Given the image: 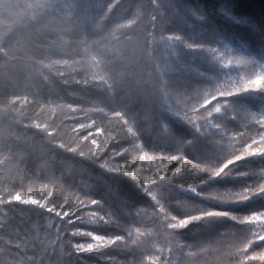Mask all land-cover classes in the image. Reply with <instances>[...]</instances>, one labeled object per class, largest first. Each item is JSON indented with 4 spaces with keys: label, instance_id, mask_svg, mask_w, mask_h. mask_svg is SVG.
Masks as SVG:
<instances>
[{
    "label": "trees",
    "instance_id": "1",
    "mask_svg": "<svg viewBox=\"0 0 264 264\" xmlns=\"http://www.w3.org/2000/svg\"><path fill=\"white\" fill-rule=\"evenodd\" d=\"M229 54L244 64L223 68ZM90 59L101 69H92ZM257 74L264 76V0H0V189L23 184L27 192L36 180L39 190L62 168L90 167L81 156L92 154L117 164L136 152L178 157L168 175L178 167L191 171L170 185L157 177L149 190L162 197L149 200L127 177L111 181L110 195L95 190L93 198L105 196L106 211L118 214L128 199L139 210L124 218L130 229L124 245L74 258L84 264H235L236 246L264 232V198L253 195L261 186L256 178L264 177V151L250 153L264 146V77L253 91L231 92L232 80L241 85ZM64 175L85 191L95 189L89 179L95 173L65 169ZM68 183L61 180L54 195L61 186L65 195L78 190ZM188 184H198L200 195L179 187ZM36 208L20 201L0 206V264L22 256L45 264L56 259L43 256L45 248L52 251L48 240L56 239V229ZM208 209L232 219L186 229L170 219ZM76 226L123 234L111 226ZM18 240L28 241L27 251L23 243L16 247ZM261 248L253 245V251Z\"/></svg>",
    "mask_w": 264,
    "mask_h": 264
},
{
    "label": "snow or ice",
    "instance_id": "2",
    "mask_svg": "<svg viewBox=\"0 0 264 264\" xmlns=\"http://www.w3.org/2000/svg\"><path fill=\"white\" fill-rule=\"evenodd\" d=\"M223 7V5H221ZM82 160H87L90 167L85 168L78 165H69L62 168L60 176L49 175L46 177L47 183H40L39 190H36L34 185L35 181H30L28 191H23V184L20 189L13 190L12 188L0 189V206H5L13 201H20L25 205L37 206L35 211L39 215L46 218L48 228L56 229V239L48 240V244L52 245V251L49 252L45 248L43 256L56 257L54 260H49L47 264H84L78 257L74 258L77 253H93L100 252V250L108 246L124 245V241L129 234L130 229L124 224V218L130 216L139 210V205L129 199L122 204L121 211L117 213L106 211L107 205L105 196L93 198L95 190L103 188L105 195H110L112 188V180L127 177L139 190L149 199L153 200V196L157 195L158 198L163 196L162 192L157 194L149 190V185L156 182L157 177L160 181L167 184L172 183V179L178 176L181 171H191V169L176 168L172 175H168L169 166L171 163L179 159L178 157L169 158L164 154L141 153L140 158L133 157L123 164H117L109 159H102L99 155L81 156ZM147 164V168H145ZM65 169L71 170L73 173H95V178L89 175V179L95 185V189L89 188L87 191L79 183L74 182L71 177H65ZM152 170L151 177L144 175V172ZM223 173L213 174L212 179L217 175ZM68 179V187H74L78 190H73L65 195V187L61 186L56 195L54 191L58 183ZM207 183V181H203ZM52 185V187L49 186ZM184 192H190L194 195H200V187L198 184L179 186ZM254 196L264 198V185H261L260 190L253 193ZM57 196L63 197L58 199ZM201 199H213V197L201 196ZM252 199V197H248ZM156 201H154L155 203ZM235 203H242L245 201H234ZM135 205V206H134ZM95 206L99 211L84 212L85 207ZM179 207V203H177ZM41 210H43L41 212ZM79 212V214H77ZM103 213V214H101ZM264 215V213H261ZM115 217V218H114ZM170 219L174 222V227L178 229H186L193 222L209 223L214 220H231L225 211L219 209L200 210L192 215L173 216ZM245 223H254L249 217H245ZM83 223L84 225H92L96 227L111 226L118 229L121 235H100L96 231L87 230L86 227H77L76 225ZM65 237L67 242L64 243ZM75 237H88L92 242L89 243H73ZM259 242L264 244V232H257L252 234V238L248 239L242 245H237L234 249L232 256L238 257L235 264H264V248L259 251H253V245ZM5 244H12L11 240L4 241ZM24 244V251H27L28 241H17L16 247L19 249L21 244ZM57 246H59V255H57ZM67 250V251H66ZM16 264H45L41 257H28L22 256L17 258ZM111 264H115L114 261Z\"/></svg>",
    "mask_w": 264,
    "mask_h": 264
},
{
    "label": "rangeland",
    "instance_id": "3",
    "mask_svg": "<svg viewBox=\"0 0 264 264\" xmlns=\"http://www.w3.org/2000/svg\"><path fill=\"white\" fill-rule=\"evenodd\" d=\"M230 56H232V55L229 54V55H225L224 56L225 59H224L223 63L221 64V66H223V68H225V69H228V68L233 69L232 66H235V64H234L235 61H238L239 64H244V63H242L243 61H241L238 57L235 58L234 56H232L234 59H231ZM90 61L93 64L92 69H94L95 71L98 70V69H101V65H100L99 62L97 63V65H95V60L94 59H90ZM262 77H264V76H261L259 74L247 76V78H249V79L242 78L241 79V85L236 80H232L231 84L232 85H236V86L234 87L233 90H231V92L232 91H237V92L253 91L255 89V85L253 84V82L260 83L261 80H262ZM244 80H250V81L245 84ZM134 145H135V143H134ZM261 151H264V146H262V145L255 147L253 150H250V153L251 154H258ZM134 155L137 158L140 156L138 152H136ZM256 179H257L258 183H261V185H264V177L259 176ZM259 190H260V188H258L257 191H259Z\"/></svg>",
    "mask_w": 264,
    "mask_h": 264
},
{
    "label": "bare ground",
    "instance_id": "4",
    "mask_svg": "<svg viewBox=\"0 0 264 264\" xmlns=\"http://www.w3.org/2000/svg\"><path fill=\"white\" fill-rule=\"evenodd\" d=\"M214 12V11H213ZM218 16V15H217ZM140 105V104H139Z\"/></svg>",
    "mask_w": 264,
    "mask_h": 264
}]
</instances>
